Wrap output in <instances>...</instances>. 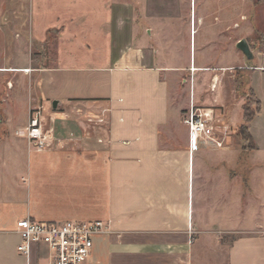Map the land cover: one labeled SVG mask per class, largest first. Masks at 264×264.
Masks as SVG:
<instances>
[{
	"label": "crops",
	"instance_id": "obj_1",
	"mask_svg": "<svg viewBox=\"0 0 264 264\" xmlns=\"http://www.w3.org/2000/svg\"><path fill=\"white\" fill-rule=\"evenodd\" d=\"M196 2L189 8V13L195 8L191 33L193 24L196 31V23H202L205 46L225 43L229 46L225 53L232 56L233 36L226 30L232 26L233 12L205 6L199 18ZM4 3L0 5V264L52 263L46 246L35 245L29 263L18 251L17 220L26 216L108 221V230L95 235L84 264H264V151L258 152V159L239 165L230 140L219 146L205 139L191 151L189 135L173 132L179 113L177 108L172 112L171 79L192 64V54L188 65L169 64L175 32L178 26L185 27L179 0H145L147 34L138 36L135 23L125 41L116 40L114 32L101 33L98 26L88 36L90 29L82 25L83 38L69 36L61 42L53 64H41V58L33 57L34 32L29 50L28 39L21 34L11 39L14 32L9 30L15 23L4 20ZM28 3L33 15L55 3L56 10L66 4L67 13L75 6V0ZM208 13L225 18L215 16L219 21L213 23L207 21ZM29 20L28 28L39 32L36 20L31 16ZM71 28L68 23L67 34ZM216 49L206 47L203 55ZM263 62L264 54L261 65L253 69L264 70ZM28 67L29 73L21 70ZM55 100L63 109L78 104L93 110L110 106L106 129L85 139L66 140L57 149L32 148L16 130L26 125L32 105L49 108ZM18 103L24 104L26 114L21 121L15 116ZM52 109L57 107L53 104ZM57 123L62 133L81 129L75 119ZM99 135L104 142L98 141Z\"/></svg>",
	"mask_w": 264,
	"mask_h": 264
},
{
	"label": "rangeland",
	"instance_id": "obj_2",
	"mask_svg": "<svg viewBox=\"0 0 264 264\" xmlns=\"http://www.w3.org/2000/svg\"><path fill=\"white\" fill-rule=\"evenodd\" d=\"M2 1H5L4 20L9 21L11 24L15 23L14 28L9 30L11 33L14 32L11 39L13 37L19 38L21 34L25 39H28L26 49L29 50L31 32H34L36 36L32 41L31 48L33 50L31 51L33 57L35 56L37 59L41 58V64H53V59L59 53L61 42H64L67 37L83 38L84 32L79 28L82 25H86L90 29L88 36H92L93 32L91 29L98 26L101 33L104 31V33L109 35L114 32L113 37L116 40L120 37L123 41L127 40L126 37L128 39L130 38V29L136 24L139 29L138 36L147 34L146 27L148 21L144 16L145 0H121L118 4H115L118 2L116 0L115 3L114 0H98L100 4L96 0H75L74 8L68 13L64 9L67 6L66 4H64L63 9L56 10L55 6L57 4L55 3L52 9L43 6V11L39 10V12H34V15L30 13L29 0H0V5H2ZM76 1L80 3V6L76 5ZM131 1L132 4L130 3ZM43 2L45 3L46 0H43ZM93 2L96 3L88 5ZM111 2L113 3L111 4ZM179 3H181L185 11V27L181 30L182 26H178L175 32V38L170 47L174 50L170 53L173 61L169 62V64L174 66H182V64L188 65L192 54V62L195 63L196 60V66L203 64L212 68L211 70H207L206 68L197 70L194 74L195 103L205 107V109H212L214 117L218 120V125L215 130L220 133L223 139L225 138L224 145L227 142L226 140H230L229 144H232L236 152L235 163L243 165L247 159H250L249 161L252 162L258 159V152L264 151V70L253 69L252 67L256 64L261 65L262 55L264 54V0H197L198 17L202 7L205 6L207 8L212 7L214 11L218 7H228L233 12L232 26L226 30L229 37L231 35L233 36L232 56L230 55V51L225 53L229 49V46H226L225 43L218 47H215L214 44L205 46L207 42L205 39V28L202 26V23L197 22L196 31L195 27H193L194 31L191 33L190 23L194 21L195 8L190 13L189 8L191 6L193 8L194 0H179ZM37 4L36 2L35 9L37 8ZM45 12L48 13L44 17L43 14ZM136 12L138 15L135 16ZM30 16L31 21L32 18L36 20L37 25L34 27H38L39 32L37 30L31 31L28 28ZM215 16L219 17L220 15L208 13L206 15L207 21L211 20L213 23L219 21L216 20L217 17ZM39 17H42V19L38 20ZM220 17L225 18L224 15ZM229 21L228 19L227 24H229ZM68 23L74 26V28L68 30L70 32L69 34H67L66 29ZM242 38H247L255 56L249 58L238 47L237 43ZM215 41L219 40L215 39ZM227 42L229 45L230 39ZM206 47L211 50L213 48L217 49L212 55L208 51L209 54L204 56L203 52ZM204 59L207 61H203ZM36 63H38L37 60ZM190 67L187 66L185 69L180 70L177 78L171 79L175 82L171 102L173 107L172 112L176 113L177 108V113H179L178 125L174 127L173 132L178 134L189 135L185 117L188 113L191 100L190 92L192 84ZM28 69L25 71V68H21L26 73H29L32 68L28 67ZM213 82H216L214 88L212 86ZM27 85L29 88H32L30 79L27 80ZM253 90L255 93H253ZM259 99L262 102V107ZM33 106L35 105L31 106L29 114ZM23 107V103L17 104L15 109L17 121H21L20 119L26 115ZM52 107L53 103L49 108L45 106L49 125L52 123L51 116L56 114L52 113L53 110H56V112H72L70 116L78 121L79 118L83 117V107L79 104L69 109H63L58 106H55L57 109H52ZM107 107L110 108V106ZM245 107L250 112L256 114L250 122L251 127L249 131L252 135L251 139H245L239 132L240 125L244 121ZM258 109H260L259 112H257ZM61 115L57 113V117L61 118ZM0 118H2L1 113ZM17 134L23 135L22 133Z\"/></svg>",
	"mask_w": 264,
	"mask_h": 264
},
{
	"label": "built area",
	"instance_id": "obj_3",
	"mask_svg": "<svg viewBox=\"0 0 264 264\" xmlns=\"http://www.w3.org/2000/svg\"><path fill=\"white\" fill-rule=\"evenodd\" d=\"M211 70V67H205ZM191 100L185 122L189 129V141L191 151L199 148L202 140L215 141L219 146L223 145V139L215 129L218 120L214 117L212 109L195 103L194 80L195 73L200 70L195 63L191 64ZM204 69V68H203ZM29 70L25 68V71ZM216 81V79H215ZM216 82H213V88ZM10 84V83H9ZM112 108L103 107L96 110L82 108L83 117L79 118L80 131L68 129L66 133L58 131L57 121L62 119H74L72 112L61 111L51 116L52 123L49 125L45 105H35L30 110L28 123L22 133L29 145L38 150H53L61 147L66 140H79L91 137L94 131L105 130L109 120V111ZM57 113L62 114L61 118ZM76 120V119H75ZM99 142H104L102 135L98 137ZM109 222L103 219L95 220H38L32 216H26L17 220V232L20 235V242L17 249L24 254L30 262L32 249L35 245L46 246L52 258L51 264H84L92 253L94 237L99 233L107 231Z\"/></svg>",
	"mask_w": 264,
	"mask_h": 264
},
{
	"label": "trees",
	"instance_id": "obj_4",
	"mask_svg": "<svg viewBox=\"0 0 264 264\" xmlns=\"http://www.w3.org/2000/svg\"><path fill=\"white\" fill-rule=\"evenodd\" d=\"M253 93H255L254 90H253ZM259 103L261 104V107H262V102H261L260 99H259ZM260 109H258L257 112H259ZM255 115H256L255 113L250 112L249 109L247 107H245L244 121L240 125V128H239V132L241 133L242 137H244L245 139H251V137H252V135H251V133L249 131V128H250L249 125H250V122L254 118Z\"/></svg>",
	"mask_w": 264,
	"mask_h": 264
},
{
	"label": "water",
	"instance_id": "obj_5",
	"mask_svg": "<svg viewBox=\"0 0 264 264\" xmlns=\"http://www.w3.org/2000/svg\"><path fill=\"white\" fill-rule=\"evenodd\" d=\"M238 47H240L245 54L250 58L254 56L252 49L250 48L249 41L246 38H242L237 43ZM54 106H57V101L53 102Z\"/></svg>",
	"mask_w": 264,
	"mask_h": 264
},
{
	"label": "bare ground",
	"instance_id": "obj_6",
	"mask_svg": "<svg viewBox=\"0 0 264 264\" xmlns=\"http://www.w3.org/2000/svg\"><path fill=\"white\" fill-rule=\"evenodd\" d=\"M192 22H193V21H192ZM193 27H194V24L192 25V31H194Z\"/></svg>",
	"mask_w": 264,
	"mask_h": 264
}]
</instances>
